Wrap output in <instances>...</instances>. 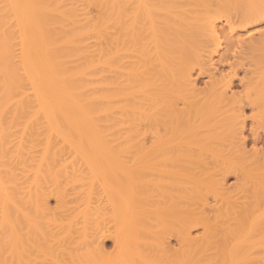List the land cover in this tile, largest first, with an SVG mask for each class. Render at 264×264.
I'll use <instances>...</instances> for the list:
<instances>
[{
	"label": "bare ground",
	"instance_id": "obj_1",
	"mask_svg": "<svg viewBox=\"0 0 264 264\" xmlns=\"http://www.w3.org/2000/svg\"><path fill=\"white\" fill-rule=\"evenodd\" d=\"M262 24L264 0H0V264H111L106 236L113 264H264ZM97 160L138 171L122 229L87 205Z\"/></svg>",
	"mask_w": 264,
	"mask_h": 264
},
{
	"label": "rangeland",
	"instance_id": "obj_2",
	"mask_svg": "<svg viewBox=\"0 0 264 264\" xmlns=\"http://www.w3.org/2000/svg\"><path fill=\"white\" fill-rule=\"evenodd\" d=\"M263 25L264 24L259 25V26H263ZM201 79H206V78L205 77H202ZM200 84L201 85H199V86H202V82ZM237 89H239V88H237ZM244 113H245V116L246 117L247 116L250 117V115L252 114L251 111H250V109L248 110V108L245 109ZM85 165H87V166H84L83 165V169H82L84 172L83 171L81 172V170H80V174L83 173V175L85 176V177L84 176L83 177H84V180L86 182L83 180V183L87 184L86 186H88L90 188V186L92 185V187L89 189L90 192H91V195L89 194L90 192L88 193V195H86V197L88 196V198H90V199H87L86 198L87 200H89V201L86 200V202H88V204H87L88 207L91 206L90 204L92 203V206L90 208L93 207L95 209V207H94V205H95L97 209H95L96 211L94 210L95 212L93 211V213L94 214H97V212H98L97 210H98V207L100 206V202L102 201L101 204L103 203L104 205L107 204L108 206L106 205L105 207H108L109 209L108 208L105 209V207L102 204V206L99 207L100 208V214L98 213L99 215L103 214L101 217H99L100 219H103L104 217H108V218H104L103 219V223L105 225L104 229H109L110 231H114V229L115 230L122 229L124 225L123 224H119L118 225V220L116 221V218H115L114 215H117V217H120L121 214H122V217H124V216L128 217V214H129V218L132 215H133L132 217H136L135 216V213H133V210L135 208L134 196H132L133 194L126 192V190L124 191L123 186H125L126 182H128L127 180H129L130 184H131V181L133 183L134 180H133L132 177L135 176L138 171L136 169H134L133 167H131L129 165V163H126L125 166H123V165H117L116 166V164L112 163L111 161H109L108 163L103 162V164H102L101 161L97 160V162H93V163L88 162V164H85ZM81 177H82V175H81ZM119 179H121V181ZM92 180H93V182H92ZM122 180L126 181L125 184L122 182ZM89 182H90V186L88 185ZM98 182H100V183H98ZM129 182L126 185H128ZM92 183H94V184H92ZM122 183L124 185H122ZM235 184H237V181H236L235 176L234 175H230L228 177V179L226 180V188L229 189V191H232L233 192V189H235L236 186H237ZM121 185H122V187H121ZM247 185H246V187H247ZM128 186H126V187H128ZM248 187H249V185H248ZM262 189L264 190L263 187H262ZM92 191L94 192V194H92L93 193ZM94 195L97 197L96 199H95V196ZM99 197L102 200H100ZM49 199H50V200H48L49 210L51 209V211H57V209H56L57 208V206H56L57 204H56V201H55L54 197H50ZM110 200H111V202H110ZM250 200H251V198H250ZM112 201L114 202V204H113ZM98 202H99V204H98ZM250 202H247V203H250ZM95 203H97L99 206H97ZM109 205H111V206L109 207ZM113 206L115 208L114 211H113V209L110 210V208L113 207ZM261 208H262V205H261ZM106 210H108V211H106ZM130 210H132V211H130ZM112 211L115 212V213H113ZM128 211H129V213H128ZM261 211H264V208ZM261 211H260V213H261ZM106 212H108V214ZM119 212H121L120 213V216H118L119 214H117ZM105 214H106V216H105ZM263 214H264V212H262V215ZM111 217H114L115 219H111ZM260 217H262V216L260 215ZM263 217H264V215H263ZM99 218H98V220L100 221ZM125 221H124V219L121 220L122 223H124ZM100 222L102 223V221H100ZM101 225L102 224H100V226ZM116 225H118V226H116ZM115 226H116V228H115ZM124 233H125V231H124ZM126 234H127V236H126ZM128 237H129V233L127 232V233L124 234L123 240L124 239H127ZM104 238L105 239H102L103 240V245H102V248H103L102 251H103V253L102 254L100 253V254H98L99 256H97V255L96 256H97V258L100 257V256L102 257V259L99 258V260L105 261L107 259L108 262L111 261L110 263L113 264V261L114 260H115L114 262L118 261V256L119 255H118L117 251H119L120 249L118 250L117 248H115V242L112 240L113 238L110 239L109 236H108V238H107V236L104 237ZM171 243L174 245V241L173 240H171ZM132 256H135L134 257L135 260L134 259H132V260L134 262L136 261V264H138V263H140L142 261L136 255H132ZM115 257H117V260L115 259ZM129 257H131V255ZM112 259H114V260H112ZM136 259H138V260H136ZM137 261H138V263H137ZM127 262L129 264V262H131V259L130 260L128 259ZM230 264H232V263H230ZM235 264H236V262H235Z\"/></svg>",
	"mask_w": 264,
	"mask_h": 264
}]
</instances>
